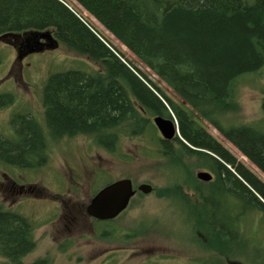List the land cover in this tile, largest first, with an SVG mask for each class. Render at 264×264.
<instances>
[{"label":"trees","instance_id":"16d2710c","mask_svg":"<svg viewBox=\"0 0 264 264\" xmlns=\"http://www.w3.org/2000/svg\"><path fill=\"white\" fill-rule=\"evenodd\" d=\"M63 1L0 0V35L49 28L59 42L99 63L102 71L49 75L42 93L45 126L28 114L16 116L13 126L18 138L15 143L0 138V158L31 167L26 159L41 154L42 135L57 139L89 134L114 151L108 138L114 141L118 131H146L155 143H161L163 156L176 162L181 155L194 159L198 167L214 175L201 184H207L205 188L195 185L194 194L207 216L211 238L225 254H236L225 242L239 238L240 245L246 244L238 226L252 211L264 214V183L198 118L212 124L264 174V120L252 125L225 119L235 108L241 79L264 67V0H76L139 56L181 103L168 98ZM262 93L264 114V87ZM8 102L0 100V107ZM170 112L179 137L161 140L151 118L168 117ZM209 191L219 197L232 195L238 214L232 208V216L227 213L220 219L222 202L210 201ZM31 230L27 220L0 206V255L7 262L19 264L33 248ZM243 248L237 256L243 257ZM47 261L40 258L32 264Z\"/></svg>","mask_w":264,"mask_h":264},{"label":"rangeland","instance_id":"374dc122","mask_svg":"<svg viewBox=\"0 0 264 264\" xmlns=\"http://www.w3.org/2000/svg\"><path fill=\"white\" fill-rule=\"evenodd\" d=\"M64 1L89 22L88 25L92 23V28L108 38L123 58L143 72L168 98L182 102L139 56L120 44L76 0ZM41 32L51 33L54 39L49 28L18 33L21 39L26 37L37 42H31L33 48L36 47L34 44L42 47L22 57L15 52L17 40L13 36L16 34L0 35V94H4L0 100L7 102L12 97L9 104L0 107V132L5 134L15 112H27L43 127L42 93L49 75L67 70L87 74L102 71L99 63L87 55L58 41L48 46L50 39L31 34ZM263 87L264 67L244 76L238 86L235 108L225 119L235 124L252 125L264 120L261 109ZM198 121L264 183L263 172L236 146L209 122L201 118ZM155 134L158 136L159 133L155 130ZM94 139L81 133L47 142L44 159L42 154L26 159L31 167H17L0 161V206L3 210H17L32 226L34 246L19 264H32L40 258H46L47 264H264V214L260 211H252L239 223L247 240L245 245L239 244V238L225 242L232 250L236 249L237 255L244 247L243 257L225 254L211 238L207 216L193 190L195 185L205 183L196 178V173L208 169L198 167L194 159L183 155L177 162L163 156L159 143H155L146 131L135 134L118 131L114 141L108 138L110 145L115 146L114 151ZM15 173L18 181L35 190L21 196L10 192L7 178L14 177ZM118 178H130L134 186L147 183L152 189L147 194L137 192L112 220L97 221L89 217L85 208L91 195ZM209 192L210 201L222 202L220 219L227 213L232 216V208L238 214L239 207L235 208L232 195L219 197ZM191 203L193 207L188 206ZM0 264L10 263L0 255Z\"/></svg>","mask_w":264,"mask_h":264},{"label":"water","instance_id":"95a60500","mask_svg":"<svg viewBox=\"0 0 264 264\" xmlns=\"http://www.w3.org/2000/svg\"><path fill=\"white\" fill-rule=\"evenodd\" d=\"M34 37L42 36L50 41L48 46H53L56 44V39H52L51 33H31ZM31 42L37 43L33 40H27L26 52H31L33 50H41L42 47L37 46L33 48ZM154 125L161 132L162 138L164 140H171L174 136H179L176 127L173 122L168 117H163L156 115L152 118ZM196 178L208 182L212 180V174L206 170H200L196 173ZM150 184L141 183L137 187L133 186L130 178H120L113 180L101 188H99L90 198L85 212L88 216L104 221L111 220L119 215L129 204L130 199L135 195L137 191L147 194L151 191ZM240 264V263H236Z\"/></svg>","mask_w":264,"mask_h":264},{"label":"flooded vegetation","instance_id":"af4514ba","mask_svg":"<svg viewBox=\"0 0 264 264\" xmlns=\"http://www.w3.org/2000/svg\"><path fill=\"white\" fill-rule=\"evenodd\" d=\"M53 35V37H54V39H55V36H54V34H52ZM14 38H16V40H17V43L15 44V52H16V54H17V56H18V54H19V56L20 57H22L23 55H25L27 52H26V48H24L25 46H26V42H27V40L28 39H26V37L24 38L23 37V39H21V35H19V34H16L15 36H13ZM57 40V39H56ZM50 41H52V40H50ZM46 83V82H45ZM45 85V84H44ZM6 94V93H5ZM2 95H4V94H0V96H2ZM12 100V97L9 99V102L7 103V104H9L10 103V101ZM4 105H6V104H4ZM27 113V112H26ZM26 113H24V112H21V113H13L12 115H11V118H10V121H9V123H10V129H9V131L5 134V132L3 133V132H0V138H3V139H6V140H9L11 143H15L16 142V140H17V131H16V129L14 128V126H13V119L16 117V116H18V115H24V114H26ZM141 113L142 114H144V112L143 111H141ZM168 118L173 122V124H174V126L176 127V129H177V131H178V125H177V121H176V118L174 117V115L170 112L169 113V116H168ZM172 118V119H171ZM34 120V119H33ZM175 122V123H174ZM36 124H37V122H36ZM155 130L159 133L158 134V137L161 139V140H164L163 138H162V135H161V132L159 131V129L155 126ZM44 133V132H43ZM42 133V134H43ZM178 135H179V131H178ZM175 138V137H174ZM42 145H41V147H40V151H41V149H42V151H41V154H42V156L44 155V150L47 148V142H50V143H52V142H54L55 141V139H56V137H52V136H50V134L49 135H47L45 138H44V135H42ZM173 140V139H172ZM159 145L161 146V143H159ZM33 157H35V156H33ZM43 159H44V156H43ZM0 161L1 162H4V163H10V162H8V161H6L5 159H3V158H0ZM11 165H14V166H17V167H27V166H23V165H17V164H13V163H10ZM18 174H14V177H11V176H9L7 179H8V189H9V191L10 192H12V193H14V195H19V196H21V195H23V193H27L28 191H34L35 189L34 188H32L30 185H28L27 183H24V182H20V181H18ZM1 184V183H0ZM3 185V184H2ZM4 186V185H3ZM43 188L42 189H44V186H42ZM34 196H37V195H34ZM16 205H20V204H15V206ZM6 211H9V212H11V213H13V214H15V215H17V216H19V217H21V218H23V219H25V220H27V222H29L30 223V221L27 219V217L26 216H23L21 213H18L17 212V210H6ZM31 224V223H30Z\"/></svg>","mask_w":264,"mask_h":264},{"label":"bare ground","instance_id":"6f19581e","mask_svg":"<svg viewBox=\"0 0 264 264\" xmlns=\"http://www.w3.org/2000/svg\"><path fill=\"white\" fill-rule=\"evenodd\" d=\"M172 119V118H171ZM175 123V122H174Z\"/></svg>","mask_w":264,"mask_h":264}]
</instances>
